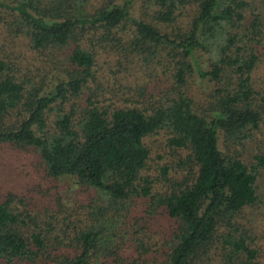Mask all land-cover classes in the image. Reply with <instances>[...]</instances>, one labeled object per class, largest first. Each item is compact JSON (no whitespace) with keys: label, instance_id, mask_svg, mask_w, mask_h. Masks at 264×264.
<instances>
[{"label":"trees","instance_id":"trees-1","mask_svg":"<svg viewBox=\"0 0 264 264\" xmlns=\"http://www.w3.org/2000/svg\"><path fill=\"white\" fill-rule=\"evenodd\" d=\"M263 52L264 0H0V264H260Z\"/></svg>","mask_w":264,"mask_h":264},{"label":"rangeland","instance_id":"rangeland-1","mask_svg":"<svg viewBox=\"0 0 264 264\" xmlns=\"http://www.w3.org/2000/svg\"><path fill=\"white\" fill-rule=\"evenodd\" d=\"M202 54V55H201ZM263 60L261 62L258 63L256 69H255V72H254V75L256 77V81L258 83V88H261L262 90H264V52H263ZM198 60L201 61L203 59V61L201 62V64L203 65L204 62H205V59H204V53H200L199 52V55L197 56ZM150 72L152 73V71L150 70ZM140 74H144L143 71H140ZM154 79V77H152ZM192 79H193V82H194V88H195V93L198 95L200 92H201V89L204 88L205 86V83L200 79L198 78L197 76H195V73L192 75ZM128 88L126 89V87L123 88L122 87H119L117 89L118 92H121V91H124L122 96H126V95H129V94H133L134 90H133V85H131L130 83L128 84ZM205 89V88H204ZM118 94H121V93H118ZM263 128H262V132L257 136H255V142H259L260 140H263ZM161 140L160 139H156L154 140L153 142V152L154 151H160V148H159V145H156V142H160ZM63 192L64 193H67L69 192L67 189L68 186L70 187L72 185V181H71V178H67V179H64L63 180ZM258 182H259V186H258V189H259V192L261 193V197L264 195V174H261L259 177H258ZM264 201V200H263ZM261 206V204H260ZM253 224H254V227L255 230H254V235H255V241L258 242V244L261 246V252H262V256H261V262L260 264H264V232H263V229H264V214L262 215H258L257 217H254L253 216Z\"/></svg>","mask_w":264,"mask_h":264}]
</instances>
